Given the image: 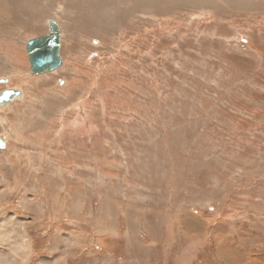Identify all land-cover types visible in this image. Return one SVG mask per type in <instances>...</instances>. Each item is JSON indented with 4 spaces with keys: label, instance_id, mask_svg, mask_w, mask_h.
I'll list each match as a JSON object with an SVG mask.
<instances>
[{
    "label": "rangeland",
    "instance_id": "rangeland-1",
    "mask_svg": "<svg viewBox=\"0 0 264 264\" xmlns=\"http://www.w3.org/2000/svg\"><path fill=\"white\" fill-rule=\"evenodd\" d=\"M5 88L0 264H264V0H0Z\"/></svg>",
    "mask_w": 264,
    "mask_h": 264
},
{
    "label": "water",
    "instance_id": "water-1",
    "mask_svg": "<svg viewBox=\"0 0 264 264\" xmlns=\"http://www.w3.org/2000/svg\"><path fill=\"white\" fill-rule=\"evenodd\" d=\"M48 31L45 34L31 37L26 42V52L29 61V73L32 76H41L60 69L64 59L61 54L62 25L57 19L46 21ZM2 82H8L3 78ZM20 88H5L0 91V104L6 105L22 97ZM0 147H6V142L0 138Z\"/></svg>",
    "mask_w": 264,
    "mask_h": 264
},
{
    "label": "bare ground",
    "instance_id": "bare-ground-1",
    "mask_svg": "<svg viewBox=\"0 0 264 264\" xmlns=\"http://www.w3.org/2000/svg\"><path fill=\"white\" fill-rule=\"evenodd\" d=\"M142 40V39H141ZM20 57V56H19ZM22 57V56H21ZM23 58V57H22ZM18 59H20V58H18ZM21 61V60H20ZM19 62V61H18ZM17 67V66H16ZM52 73V72H51ZM23 74V73H22ZM46 75V74H45ZM23 76H25V75H23ZM26 77V76H25ZM17 78V77H16ZM117 78V77H116ZM120 86V85H119ZM112 89V88H111ZM109 103V102H108ZM15 106V105H14ZM18 106H15V108H17ZM77 124H79V123H77ZM59 125V124H58ZM84 126V125H83ZM60 155V154H59ZM4 226H6V224H4ZM7 227V226H6ZM7 229H8V227L6 228V231H7ZM3 230H4V228H3ZM2 230V231H3ZM23 235V234H22ZM2 236H4V235H2ZM2 236L0 237V238H2ZM7 235H5V237H6ZM11 236H13V235H11V234H9V237L11 238ZM8 237V238H9ZM24 237V235L23 236H17V235H14V240H13V237H12V239H5L4 237V239H2L1 241H3L4 242V244L5 243H8V242H15V243H17V241H20L22 238ZM20 239V240H19ZM25 240H24V243H25V245L23 246V247H20V255L23 257V258H25V259H29V255H30V239L29 238H27V235L25 236V238H24ZM5 240H6V242H5ZM195 242V241H194ZM15 246V245H14ZM13 246V247H14ZM17 249H18V247H17ZM14 250V249H13ZM17 251V250H16ZM28 252H29V255H28ZM191 255V254H190ZM14 258H16V256L14 257ZM63 260V259H62ZM61 260V261H62ZM65 260V259H64ZM21 260H19V262H20ZM13 262V261H12ZM60 263V262H59ZM67 264V263H66Z\"/></svg>",
    "mask_w": 264,
    "mask_h": 264
}]
</instances>
